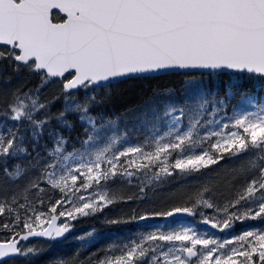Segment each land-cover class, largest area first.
<instances>
[{
    "label": "snow or ice",
    "instance_id": "6c2138e0",
    "mask_svg": "<svg viewBox=\"0 0 264 264\" xmlns=\"http://www.w3.org/2000/svg\"><path fill=\"white\" fill-rule=\"evenodd\" d=\"M0 264H264V0H0Z\"/></svg>",
    "mask_w": 264,
    "mask_h": 264
},
{
    "label": "trees",
    "instance_id": "16d2710c",
    "mask_svg": "<svg viewBox=\"0 0 264 264\" xmlns=\"http://www.w3.org/2000/svg\"><path fill=\"white\" fill-rule=\"evenodd\" d=\"M91 224H92V221H87V220H86V221H83V222H82L81 226L91 225ZM81 226H80V227H81Z\"/></svg>",
    "mask_w": 264,
    "mask_h": 264
},
{
    "label": "rangeland",
    "instance_id": "374dc122",
    "mask_svg": "<svg viewBox=\"0 0 264 264\" xmlns=\"http://www.w3.org/2000/svg\"><path fill=\"white\" fill-rule=\"evenodd\" d=\"M90 227H91V226H86V225H85L84 227L80 228V230H81V231H85V230H87V229L90 228Z\"/></svg>",
    "mask_w": 264,
    "mask_h": 264
}]
</instances>
